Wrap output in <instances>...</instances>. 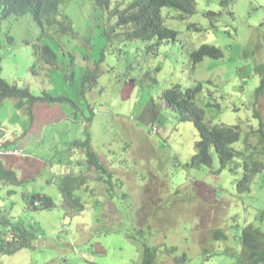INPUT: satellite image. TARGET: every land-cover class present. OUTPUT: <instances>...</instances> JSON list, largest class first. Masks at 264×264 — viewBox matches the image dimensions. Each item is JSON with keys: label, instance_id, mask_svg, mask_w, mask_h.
<instances>
[{"label": "rangeland", "instance_id": "1", "mask_svg": "<svg viewBox=\"0 0 264 264\" xmlns=\"http://www.w3.org/2000/svg\"><path fill=\"white\" fill-rule=\"evenodd\" d=\"M133 1L111 0L108 10L94 15L91 2L69 0L59 18H69L72 32L61 35L48 29L45 41L59 66L52 70L39 63L38 75L30 70L36 62L32 16L0 20L1 78L34 96L44 91L53 97L65 94L76 104L48 105L54 113L35 121L39 134L43 124L60 120L41 135L40 155L0 156L5 168L25 181L19 187L0 186V208L13 225L33 235L30 248L1 258L0 264H141L145 248L154 253L155 264H247L244 232H251L259 249L264 248V172L240 194V160L222 168L212 153L211 168L190 169L197 130L179 122L162 100L174 85L183 89L201 83L195 103L204 110L205 122L239 126L241 137L233 149L255 153L258 159L260 121L264 133V89L256 93L264 79V0H194V15L183 21L164 9V25L177 37L159 45L125 41L123 30L115 26L111 13ZM209 12L219 19L206 16ZM202 45L216 47L223 56L205 58L193 69L189 55ZM97 61V77L82 93V78ZM73 69L72 87L64 74ZM15 108L12 99L0 105V126L11 131L21 126V140L33 124ZM150 124L158 134L150 133ZM50 129L58 133L55 143ZM87 137L113 187L104 174L87 173L79 148L66 151L73 141ZM65 174L86 180L74 192L83 213L71 219L59 208L29 209L23 195L43 194L59 206L58 186Z\"/></svg>", "mask_w": 264, "mask_h": 264}, {"label": "trees", "instance_id": "2", "mask_svg": "<svg viewBox=\"0 0 264 264\" xmlns=\"http://www.w3.org/2000/svg\"><path fill=\"white\" fill-rule=\"evenodd\" d=\"M69 0H0V20H7L11 17L21 18L30 14L33 18L36 28V43L34 44L36 62L31 67V71L38 75V63L56 69L59 66L57 55L46 45L45 41L48 38L47 30L56 29L61 35L70 34L72 32L71 22L67 16L60 17L61 8L68 3ZM94 5L93 14H99L103 10L110 8L111 0H87ZM226 3V2H225ZM168 9L174 11L177 15L173 18L178 20H186L194 15L195 2L194 0H134L130 2L126 8L118 9L111 13V16L116 17L118 28L122 29V37L125 41H142L154 42L159 45L163 42L175 40L177 33L165 27L162 10ZM206 16L211 19H219L218 15L209 12ZM195 30H198L195 27ZM8 44L12 43V38L7 37ZM1 40H0V105L8 99L16 100L15 107L18 110L23 109L33 119V111L35 106L55 105L59 103H70L74 108L76 104L66 95L53 97L49 92L44 91L42 96L37 97L30 93L28 89L17 88L1 78ZM222 53L219 49L210 45H202L197 50L190 53V64L192 68H196L205 58L221 59ZM95 68L92 71L86 72L82 78L81 89L82 93L87 89L86 84L90 79H96L98 73V61L95 63ZM50 76V73L48 74ZM76 72L71 70L70 74H64V80L70 86H74ZM264 89V79L261 81V87L256 91L261 93ZM77 90V87L75 89ZM202 84L196 82L190 87L181 88L174 85L164 91L162 100L165 108L171 109L181 123H191L197 130L199 141L195 145V152L192 156L189 168L199 170L200 168H211L212 153H215L219 161V165L225 168L235 159L242 162V175L237 183V191L240 194L247 193L250 190V185L255 176L264 172V133L262 125L258 133L263 139L262 147L259 146L257 153L259 158L255 159V153L245 155L242 152L233 149L241 137V129L239 126L225 125H209L205 122V113L196 103L195 99L202 93ZM211 106V105H209ZM215 107H218L217 105ZM34 108V109H33ZM33 110V111H32ZM257 118V116H255ZM1 127V126H0ZM3 134L0 132V137ZM79 148L82 150L86 158V170L88 172L104 174L110 180L111 176L100 163L97 154L92 150L90 138L87 137L84 141H74L71 148ZM261 147V148H260ZM70 148V149H71ZM69 149V150H70ZM249 149L255 150L254 146ZM67 150V152L69 151ZM66 153V151H65ZM103 180V178H100ZM25 183L24 180L18 178L14 171L5 168V165L0 161V186L19 187ZM111 185V181H108ZM86 186V180L82 176L72 177L71 174H65L59 184L61 193V204L57 206L52 199L43 194H34L24 196L29 209L32 211H53L61 209L64 217L73 218L79 216L84 211L80 199L74 196L75 190ZM12 192H8L10 196ZM0 259L6 256H12L17 252L31 247L30 238L33 236L23 226L13 225L11 220L4 216L0 208ZM243 250L247 253V264H264V248L259 249L253 235L249 232H244L241 238ZM33 244V243H32ZM141 264H155L154 253L150 249L145 248L142 253Z\"/></svg>", "mask_w": 264, "mask_h": 264}, {"label": "crops", "instance_id": "3", "mask_svg": "<svg viewBox=\"0 0 264 264\" xmlns=\"http://www.w3.org/2000/svg\"><path fill=\"white\" fill-rule=\"evenodd\" d=\"M13 103H14V107H15V101L13 100ZM49 107L50 106H37V109H35L36 110V113L34 114V112H35V110L33 111V119H32V122L30 123V124H33L32 125V127H31V129H30V132H28V131H26L23 135H21V137H22V139L20 140V139H18V128L22 131V132H24L25 130L21 127V126H19V125H17V126H15L13 129H12V131L10 130V129H8V128H6V127H4L6 130H7V132H8V137H7V139L5 140L6 141V143H7V146H6V148H11V149H14V148H20V149H22L25 153L26 152H29V151H31V152H36V154H38V155H40V147H39V145L43 142L42 140H41V135L44 133V131H46V130H49V128L50 127H53L54 125H58L59 123H60V120L55 124V123H49V124H43V126L41 127V130H40V132H39V134H38V130L37 129H35L36 128V126H34V124H35V121L37 120V119H41V118H43V116L44 115H47V114H50V113H54V111L56 110L55 108V110L53 109V110H50L49 109ZM16 109V108H15ZM22 112H23V110H21ZM41 117V118H40ZM15 122H17V121H15ZM72 122V121H71ZM72 123H74L75 125H76V123L73 121ZM71 123V126L73 125ZM65 123H63L62 125H64ZM61 125V126H62ZM46 126V128H44ZM60 126V127H61ZM71 126L70 125H68L67 127H69V128H71ZM57 135H58V133H56L55 131H53L52 129H50V137H49V139H51V142L52 143H55V140L57 139ZM29 137V138H28ZM13 140V141H12ZM54 141V142H53ZM74 142V141H73ZM72 142V143H73ZM71 143V144H72ZM9 145V146H8ZM56 146H57V144H56ZM66 150V149H65ZM68 150V149H67ZM66 150V151H67ZM27 154V153H26ZM64 155H67V153H64ZM41 156H43V154L41 155ZM54 157H55V155L53 156V157H51L50 158V160H53L54 159ZM16 164V163H15ZM61 165V164H60ZM18 166V165H17ZM28 176V175H27ZM26 178H28V177H26Z\"/></svg>", "mask_w": 264, "mask_h": 264}, {"label": "clouds", "instance_id": "4", "mask_svg": "<svg viewBox=\"0 0 264 264\" xmlns=\"http://www.w3.org/2000/svg\"><path fill=\"white\" fill-rule=\"evenodd\" d=\"M39 64V63H38ZM43 64V63H42ZM49 68H51V67H49ZM52 69V68H51ZM53 70V69H52ZM33 73V72H32ZM34 74V73H33ZM35 75V74H34ZM47 92V91H46ZM12 100H14V99H12ZM15 102H17L16 100H14ZM16 104V103H15ZM21 110H23V109H21ZM23 112L25 113V111L23 110ZM96 114H98V112L95 110V112H94V115H96ZM150 126H153V127H155L156 128V131L155 132H153L152 131V129H151V127ZM149 129H150V133L151 134H153V135H156V134H158V132H157V127L154 125V124H150L149 125ZM0 132H1V134H3V136L2 137H0V156H3V157H14V158H21V157H26V156H24V151L22 150V149H20V148H14V149H11V148H6V146H7V143H6V139H7V137H8V132H7V130L3 127V126H1L0 127ZM81 142V141H80ZM74 143V142H73ZM72 143V144H73ZM9 146V145H8ZM73 149H75V148H73L72 147V149L71 150H69L70 152L73 150ZM81 150V149H80ZM14 151H20L21 152V155L20 156H14V155H12V154H10L11 152H14ZM81 152H82V150H81ZM81 154H83V152L81 153ZM65 156H68V155H65ZM98 156V155H97ZM98 159H99V157H98ZM100 161V160H99ZM70 162V161H69ZM101 163V162H100ZM62 164V163H61ZM103 167H104V165H103ZM104 169L107 171V173L110 175V173H109V171L107 170V168H105L104 167ZM87 173H89L88 171H87ZM73 176V175H72ZM105 177H106V175H104ZM111 176V175H110ZM112 178V177H111ZM106 179H108L107 177H106ZM113 179V178H112ZM109 180V179H108ZM109 181H111V187H113L114 185H113V181L110 179ZM249 233H251V232H249ZM252 234V233H251ZM254 237V236H253ZM254 239H255V237H254ZM257 244V243H256ZM263 249V248H262Z\"/></svg>", "mask_w": 264, "mask_h": 264}, {"label": "built area", "instance_id": "5", "mask_svg": "<svg viewBox=\"0 0 264 264\" xmlns=\"http://www.w3.org/2000/svg\"><path fill=\"white\" fill-rule=\"evenodd\" d=\"M152 131L155 132L156 131V128L153 127V126H150ZM10 154L14 155V156H20L21 155V152L20 151H14V152H11Z\"/></svg>", "mask_w": 264, "mask_h": 264}]
</instances>
